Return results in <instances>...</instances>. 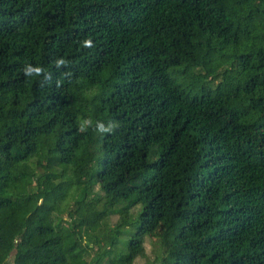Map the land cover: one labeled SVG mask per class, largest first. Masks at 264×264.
<instances>
[{
	"label": "trees",
	"instance_id": "16d2710c",
	"mask_svg": "<svg viewBox=\"0 0 264 264\" xmlns=\"http://www.w3.org/2000/svg\"><path fill=\"white\" fill-rule=\"evenodd\" d=\"M157 226V264H264V0H0V264Z\"/></svg>",
	"mask_w": 264,
	"mask_h": 264
},
{
	"label": "rangeland",
	"instance_id": "374dc122",
	"mask_svg": "<svg viewBox=\"0 0 264 264\" xmlns=\"http://www.w3.org/2000/svg\"><path fill=\"white\" fill-rule=\"evenodd\" d=\"M27 179L31 182H34L31 178ZM119 215L117 212L110 213L108 217L106 218V222L109 227H112L115 225V223L118 221ZM158 225L161 227V224L158 223ZM159 226H157L152 232L149 233L145 237L144 241V249H145V257L137 258L134 261V264H144L147 260L151 261L153 264H157L156 256L160 254V247L158 243V237L160 235L161 229ZM92 255V254H91Z\"/></svg>",
	"mask_w": 264,
	"mask_h": 264
},
{
	"label": "clouds",
	"instance_id": "9594fccd",
	"mask_svg": "<svg viewBox=\"0 0 264 264\" xmlns=\"http://www.w3.org/2000/svg\"><path fill=\"white\" fill-rule=\"evenodd\" d=\"M90 43V41H88Z\"/></svg>",
	"mask_w": 264,
	"mask_h": 264
}]
</instances>
